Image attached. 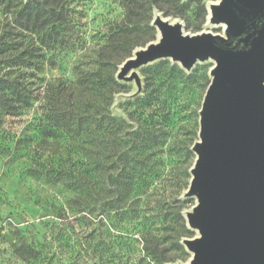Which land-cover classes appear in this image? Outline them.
Instances as JSON below:
<instances>
[{"label":"rangeland","instance_id":"1","mask_svg":"<svg viewBox=\"0 0 264 264\" xmlns=\"http://www.w3.org/2000/svg\"><path fill=\"white\" fill-rule=\"evenodd\" d=\"M209 1L172 0L163 5L172 12L166 16L181 20L184 30L189 33L201 30L220 33V28L207 24ZM64 2L70 3L68 8L72 19L65 16L59 22L61 32L67 38L72 29L74 45L69 48L68 44L58 42L36 52L40 65L30 67L34 75L32 79L37 82L40 79L43 89L48 82L62 87L64 81L74 80L79 76L77 74L87 71H96L101 79L106 76L113 78L115 83L108 94V109L112 115L125 118L131 125L141 122L143 125L144 141L140 145L144 144V152H140V157L145 155L148 210L145 220L114 217L113 220L119 221V231L113 226L105 229L104 225L111 222L101 221L104 214L96 212L89 218L84 212L80 222L72 221L75 229L68 227L62 232L64 236L59 242H50L45 252V264H184L190 253L180 241L196 234L187 227L183 214L195 200L181 197L188 186L190 174L187 168L195 156L191 151L187 153V148L197 140L198 111L210 82L209 69L213 64L211 61L196 63L191 71H186L178 63L165 58L144 65L137 70L142 81L140 94L120 100L114 110V95L133 90L132 83L115 80L118 66L132 55L135 48L143 47L157 37L150 21L153 9L134 2L135 11L128 12L120 0ZM57 37L61 38V34ZM106 89L109 91V87ZM40 111L36 101L21 117L11 119L7 127L11 131H16V127L22 130L31 121L33 141L30 156L48 157L53 167H57L58 159L65 158L64 130H59L58 136L43 138L40 129L43 123L35 120ZM140 113L142 119H139ZM163 127L164 137L156 135L150 146L146 139L147 131L153 130L158 134ZM104 154L98 152L100 162L104 161ZM21 161L16 163V154L10 156L9 152L0 161V264H28L16 253V241L21 237L28 238L35 231L43 232L39 224L32 222L39 219L44 211L28 194L29 187L35 188L38 182L32 178L22 180L20 174L25 164ZM102 178L100 172V181H104ZM39 185L50 192L52 190L49 184ZM175 198L178 203H175ZM100 203L101 197L97 207ZM177 208L181 218L175 212ZM135 222H139L137 227L144 228L147 233L148 257H142V244L137 235H134L136 241L123 240L121 246H117L118 240L114 238L116 234L123 235Z\"/></svg>","mask_w":264,"mask_h":264},{"label":"trees","instance_id":"2","mask_svg":"<svg viewBox=\"0 0 264 264\" xmlns=\"http://www.w3.org/2000/svg\"><path fill=\"white\" fill-rule=\"evenodd\" d=\"M120 1L125 3L128 12L135 11L136 2L139 6L152 8L153 12L163 11V16L172 14L163 5L172 0ZM69 5L63 0L0 2V161L7 152L10 156L16 154V163L23 158L21 163L25 165L21 178L38 182L35 188L29 187L28 194L44 211L32 222L39 224L43 232L35 231L28 238L21 237L16 241V253L28 264H45V252L50 242H59L68 227L75 229L72 221L80 222L84 212L89 218L96 212L104 214L101 221L112 224H102L105 229L113 226L117 231L119 221L113 220L114 217H128L134 221L147 218L145 155L140 157V152H144V144L140 145L143 125L142 122L131 125L108 109V94L115 83L113 78L101 79L96 71H87L77 74L79 76L74 80L64 81L62 87L48 82L43 89L40 79L38 82L32 79L30 67L40 65L36 52L58 42L73 47V30L70 29L65 38L59 23L65 16L72 19ZM59 34L61 38H56ZM36 101L41 111L35 120L43 123L40 128L43 138L58 136L57 132L64 130L65 158L58 159L57 167H53L48 157L30 156L31 121L22 130L16 127V131H11L7 127L11 119L21 117ZM139 119H142V113ZM164 133V127L158 134L148 130L149 145L155 142L156 135L163 138ZM99 151L106 153L102 155L103 162L98 159ZM100 172L104 181L99 179ZM39 184L51 185V192ZM100 197L101 203L97 207ZM175 203H178L176 198ZM175 212L181 218L180 209ZM139 224L135 222L123 235L116 234L114 238L118 240L117 246H121L123 240L136 241L138 238L142 244V257H148L147 233L144 228L137 227Z\"/></svg>","mask_w":264,"mask_h":264},{"label":"water","instance_id":"3","mask_svg":"<svg viewBox=\"0 0 264 264\" xmlns=\"http://www.w3.org/2000/svg\"><path fill=\"white\" fill-rule=\"evenodd\" d=\"M206 19L220 33H189L155 10L157 37L118 66L116 80L134 86L112 108L140 94L144 65L167 58L191 71L212 62L181 195L195 200L183 212L196 232L180 241L190 253L184 264H264V0H217Z\"/></svg>","mask_w":264,"mask_h":264},{"label":"bare ground","instance_id":"4","mask_svg":"<svg viewBox=\"0 0 264 264\" xmlns=\"http://www.w3.org/2000/svg\"><path fill=\"white\" fill-rule=\"evenodd\" d=\"M217 0H210L209 3H214L216 2ZM163 15V14H162ZM211 26V25H210ZM134 86V85H133Z\"/></svg>","mask_w":264,"mask_h":264}]
</instances>
